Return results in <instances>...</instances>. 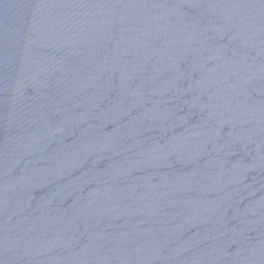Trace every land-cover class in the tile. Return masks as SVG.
I'll return each instance as SVG.
<instances>
[{
    "label": "water",
    "instance_id": "obj_1",
    "mask_svg": "<svg viewBox=\"0 0 264 264\" xmlns=\"http://www.w3.org/2000/svg\"><path fill=\"white\" fill-rule=\"evenodd\" d=\"M0 264H264V0H0Z\"/></svg>",
    "mask_w": 264,
    "mask_h": 264
}]
</instances>
